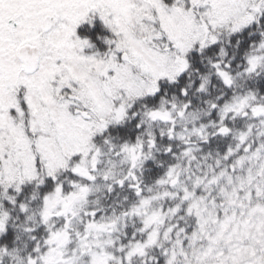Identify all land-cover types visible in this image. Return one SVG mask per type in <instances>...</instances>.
Here are the masks:
<instances>
[{
  "label": "snow or ice",
  "instance_id": "obj_1",
  "mask_svg": "<svg viewBox=\"0 0 264 264\" xmlns=\"http://www.w3.org/2000/svg\"><path fill=\"white\" fill-rule=\"evenodd\" d=\"M0 264H264V0H0Z\"/></svg>",
  "mask_w": 264,
  "mask_h": 264
}]
</instances>
